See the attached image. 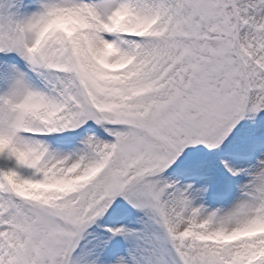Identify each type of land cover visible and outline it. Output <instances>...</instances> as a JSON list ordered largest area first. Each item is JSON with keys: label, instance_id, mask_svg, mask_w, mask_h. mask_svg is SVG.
Masks as SVG:
<instances>
[{"label": "snow or ice", "instance_id": "1", "mask_svg": "<svg viewBox=\"0 0 264 264\" xmlns=\"http://www.w3.org/2000/svg\"><path fill=\"white\" fill-rule=\"evenodd\" d=\"M0 264H264V0H0Z\"/></svg>", "mask_w": 264, "mask_h": 264}]
</instances>
